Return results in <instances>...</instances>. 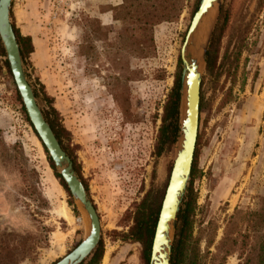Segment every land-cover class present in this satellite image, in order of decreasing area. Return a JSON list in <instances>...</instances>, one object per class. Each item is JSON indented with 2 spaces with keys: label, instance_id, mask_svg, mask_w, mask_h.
Wrapping results in <instances>:
<instances>
[{
  "label": "rangeland",
  "instance_id": "rangeland-1",
  "mask_svg": "<svg viewBox=\"0 0 264 264\" xmlns=\"http://www.w3.org/2000/svg\"><path fill=\"white\" fill-rule=\"evenodd\" d=\"M198 2L12 1L11 22L32 43L27 77L43 112L62 127L99 217L98 264H145L130 227L146 192L161 195L168 179L178 115L164 121V107L180 84V50ZM145 9L172 16L145 25ZM213 36L182 200L193 199V229L179 227L174 264H187L192 248L198 264H245L249 255L252 264L264 242V227H252L250 215L264 199V0H223ZM16 91L0 71V233L28 238L33 251L20 264H52L79 243L88 220L55 176ZM166 125L175 134L161 141Z\"/></svg>",
  "mask_w": 264,
  "mask_h": 264
},
{
  "label": "water",
  "instance_id": "water-1",
  "mask_svg": "<svg viewBox=\"0 0 264 264\" xmlns=\"http://www.w3.org/2000/svg\"><path fill=\"white\" fill-rule=\"evenodd\" d=\"M12 1L0 0V41L13 81L32 127L45 147L56 171L65 182L72 199L83 210L88 220V231L79 243L52 264H80L92 255L98 245L101 233L99 217L83 181L73 168L70 156L62 148L49 122L45 119L43 109L39 105L34 88L27 77L24 57L21 54L11 22ZM222 3L223 0H199L181 46L180 100L175 149L154 227L148 264H170L177 213L180 210L191 175L198 131L203 66L206 63L216 17ZM212 4L213 7L206 15H203L208 6ZM197 24L200 28L194 33ZM203 28V37H199ZM199 40L198 46V43L195 44L194 41ZM184 82L186 88L182 98L181 90Z\"/></svg>",
  "mask_w": 264,
  "mask_h": 264
},
{
  "label": "trees",
  "instance_id": "trees-1",
  "mask_svg": "<svg viewBox=\"0 0 264 264\" xmlns=\"http://www.w3.org/2000/svg\"><path fill=\"white\" fill-rule=\"evenodd\" d=\"M162 11V12H161ZM170 9L167 10H160L156 11L150 10V9H145L143 10V19H145L144 24L145 25H152L156 22H159L163 19H169L171 18V12H169ZM17 41L20 46V51L23 57L25 58L31 51H32V43L31 39L29 36H24L19 33V31L16 29L14 24H12ZM214 43V36L212 38L210 48L207 53V66L211 64L212 61V45ZM0 56L2 59H0V71L5 69L7 73H10L9 65L6 59V55L4 52V49L2 47L1 41H0ZM179 85L177 84L176 87L171 91L169 94L168 100L166 102V105L164 107V121H166L168 118L172 120H176V117L179 113V100H180V94H179ZM35 95L38 96L36 90L34 89ZM18 100L21 104V109L22 112L24 113V118L25 120L32 126L30 123L24 107L22 105V102L20 100V97L16 91ZM44 117L45 119L49 122L56 138L59 140L62 148L64 150L65 147L62 144V138H63V129L57 122L55 117H52L50 112L44 111ZM174 123V122H173ZM172 123L168 124L171 125ZM33 128V127H32ZM176 129V128H174ZM173 127H171L170 131L168 130V126H163L162 131L160 134L161 141H164L165 139H168L169 136L171 137L170 134L174 135L175 130ZM34 130V128H33ZM36 133V131L34 130ZM37 134V133H36ZM38 136V135H37ZM46 151V149H45ZM162 150H158V154H160ZM67 152V151H66ZM48 160L50 162L51 167L53 168L55 176L60 180V182L64 185L65 189L69 192L68 188L66 187V184L64 183L63 179L61 176L56 172L55 167L53 165V162L51 158L48 156ZM73 168L76 170L77 174L78 171L75 168L74 162H73ZM80 177V175L78 174ZM167 184V182H166ZM165 184V187H166ZM164 187V190H165ZM86 188V186H85ZM164 190L162 191L161 195H152L150 191H147L144 197L142 198L141 202L139 203V208L137 210V215L134 218V223L130 227V235L135 239V241H138L141 243L142 248H141V257L142 260L144 261L145 264H148L149 261V256H150V249H151V242H152V237H153V232H154V227L157 219V215L159 212L161 200L164 194ZM186 213V217L184 219L183 214ZM192 213H193V199L187 198L185 200L180 208V211L177 213V224H176V232H175V237L173 241L174 242L176 239V234L179 230V227L182 228L183 225L190 227L191 231L193 229V221H192ZM251 217L254 218L253 223L251 224L252 227H264V199H263V205L260 209L256 211H252L250 213ZM154 216V218H153ZM183 218V219H182ZM144 233V235L142 234ZM9 236H13L11 233H0V264H20V262L29 255L30 251H33V248L28 244V238L26 236H22L20 240L14 241L9 239ZM193 239L192 233H191V240ZM226 238H223L221 240V244L225 242ZM232 241L235 242V239L232 238ZM231 241V243H232ZM12 242V243H11ZM193 244V241H192ZM233 244V243H232ZM232 250L231 249H226L225 250V255L231 254ZM172 255L170 258V264H174L172 261ZM102 257V247L101 244L98 243L96 246L95 250L93 251L92 256L88 260V262H81L80 264H98L100 259ZM224 258V257H223ZM250 261V255L245 259V264H248ZM198 254H195V251H193V248L190 252L189 258L187 260V264H198ZM219 264H223L222 262ZM242 264V263H238ZM252 264H264V242L263 244L258 248L256 258L254 259V262Z\"/></svg>",
  "mask_w": 264,
  "mask_h": 264
},
{
  "label": "bare ground",
  "instance_id": "bare-ground-1",
  "mask_svg": "<svg viewBox=\"0 0 264 264\" xmlns=\"http://www.w3.org/2000/svg\"><path fill=\"white\" fill-rule=\"evenodd\" d=\"M213 7V4L211 5V6H208V8H207V11L203 14V15H206V13L211 9ZM200 23V21L198 22V24ZM197 24V27L195 28V31H194V33H196V31H197V29L198 28H200L199 27V25ZM204 32V28L201 30V35H199V37H203V35H202V33ZM195 37H196V34H195ZM195 42V44H197L198 43V46H199V42H200V40L199 41H194ZM194 44V43H193ZM185 53H186V47H185ZM185 55V54H184ZM185 82H184V84H183V86H182V90H181V92H182V98H183V95L185 94ZM182 101V100H181ZM181 105H182V103H181ZM182 108V106L180 107V109ZM62 214L67 218V219H69V221H73L74 219H72L73 217L71 216V213H70V211H69V209H67V207H65L64 206V208H63V210H62ZM107 260V256H105V259H104V261H106Z\"/></svg>",
  "mask_w": 264,
  "mask_h": 264
}]
</instances>
